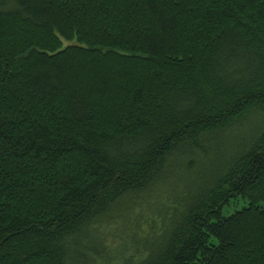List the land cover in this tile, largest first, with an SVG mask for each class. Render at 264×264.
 Segmentation results:
<instances>
[{
    "label": "trees",
    "instance_id": "1",
    "mask_svg": "<svg viewBox=\"0 0 264 264\" xmlns=\"http://www.w3.org/2000/svg\"><path fill=\"white\" fill-rule=\"evenodd\" d=\"M0 264H264V0H0Z\"/></svg>",
    "mask_w": 264,
    "mask_h": 264
},
{
    "label": "rangeland",
    "instance_id": "2",
    "mask_svg": "<svg viewBox=\"0 0 264 264\" xmlns=\"http://www.w3.org/2000/svg\"><path fill=\"white\" fill-rule=\"evenodd\" d=\"M248 202L247 200L243 199L242 197H237L234 198L230 201V203L228 205H225L221 212L223 216H229L231 214H233L235 211L242 209L243 207L247 206ZM130 217V216H129ZM128 219V218H127ZM128 220H131L130 218ZM126 219L122 218V219H116L112 224H110V226L105 227L104 226V232H107V238H113V234H117L116 237L118 235H120L119 237H122L121 239L119 237H114L115 241L118 242L115 244H120L122 246H126V241L128 240L129 234L132 231L133 226H129L127 227V225L125 224ZM134 231H136V228H133ZM140 230H143L142 228ZM108 245L106 246L105 250L107 252V249L109 248L114 249L113 243L111 240L108 241ZM133 242H131V246H132ZM133 251H126L125 255L128 254H135L138 249L137 246ZM112 255V252H110V256ZM106 256V254L104 255Z\"/></svg>",
    "mask_w": 264,
    "mask_h": 264
}]
</instances>
